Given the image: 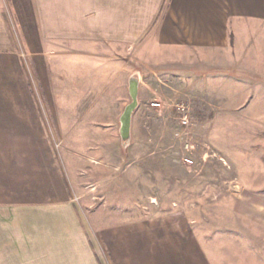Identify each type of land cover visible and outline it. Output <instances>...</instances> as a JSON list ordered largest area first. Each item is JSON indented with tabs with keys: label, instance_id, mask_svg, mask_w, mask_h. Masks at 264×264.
<instances>
[{
	"label": "crops",
	"instance_id": "crops-1",
	"mask_svg": "<svg viewBox=\"0 0 264 264\" xmlns=\"http://www.w3.org/2000/svg\"><path fill=\"white\" fill-rule=\"evenodd\" d=\"M133 73L152 101L264 82V0H0V264H219L195 219L86 217L54 148Z\"/></svg>",
	"mask_w": 264,
	"mask_h": 264
},
{
	"label": "rangeland",
	"instance_id": "rangeland-1",
	"mask_svg": "<svg viewBox=\"0 0 264 264\" xmlns=\"http://www.w3.org/2000/svg\"><path fill=\"white\" fill-rule=\"evenodd\" d=\"M126 88L117 82L115 99H84L78 116H66L82 123L51 129L85 216L96 210L102 217L170 213L195 219L199 233L215 237L219 264H264V82L198 97L186 89L165 92L158 106L144 94L132 113L130 140L122 144L118 116L130 102ZM55 101L75 111L76 100ZM179 102L189 107L187 130L178 122ZM113 106L114 116L107 114ZM186 141L192 165L181 158Z\"/></svg>",
	"mask_w": 264,
	"mask_h": 264
},
{
	"label": "water",
	"instance_id": "water-1",
	"mask_svg": "<svg viewBox=\"0 0 264 264\" xmlns=\"http://www.w3.org/2000/svg\"><path fill=\"white\" fill-rule=\"evenodd\" d=\"M137 89H138V74L133 73L128 78V93L130 96V102H128L120 115L118 116V132L122 144H127L130 140V127L132 113L137 106Z\"/></svg>",
	"mask_w": 264,
	"mask_h": 264
},
{
	"label": "built area",
	"instance_id": "built-area-1",
	"mask_svg": "<svg viewBox=\"0 0 264 264\" xmlns=\"http://www.w3.org/2000/svg\"><path fill=\"white\" fill-rule=\"evenodd\" d=\"M23 55H24V53H23ZM151 104L158 106V105H160V102L158 100H153V101H151ZM176 107L179 111L178 122H179L180 126L183 128L182 130H187V128L190 125L189 107L187 106V104H185L183 102L177 103ZM183 133H184V131H183ZM188 145H189V143L186 141L184 143V147L187 150L181 152V158H182L184 163H186L188 165H192L193 159H192L190 150H188Z\"/></svg>",
	"mask_w": 264,
	"mask_h": 264
}]
</instances>
